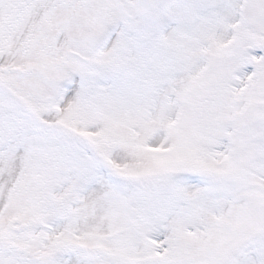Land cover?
Masks as SVG:
<instances>
[{
    "label": "snow or ice",
    "instance_id": "6c2138e0",
    "mask_svg": "<svg viewBox=\"0 0 264 264\" xmlns=\"http://www.w3.org/2000/svg\"><path fill=\"white\" fill-rule=\"evenodd\" d=\"M0 264H264V0H0Z\"/></svg>",
    "mask_w": 264,
    "mask_h": 264
}]
</instances>
